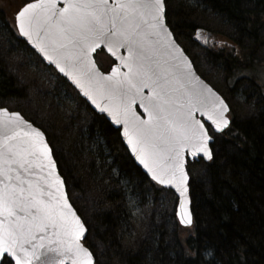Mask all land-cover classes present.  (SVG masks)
Here are the masks:
<instances>
[{"label":"snow or ice","instance_id":"obj_1","mask_svg":"<svg viewBox=\"0 0 264 264\" xmlns=\"http://www.w3.org/2000/svg\"><path fill=\"white\" fill-rule=\"evenodd\" d=\"M57 2L20 7L14 15L19 34L100 112L123 125L136 160L152 181L175 189L176 216L190 226L185 153L213 158L210 142L229 127L230 105L196 75L173 39L166 0ZM101 46L120 61L108 74L92 59ZM137 101L147 119L133 108ZM86 231L45 133L0 108V264H95L82 243Z\"/></svg>","mask_w":264,"mask_h":264},{"label":"trees","instance_id":"obj_2","mask_svg":"<svg viewBox=\"0 0 264 264\" xmlns=\"http://www.w3.org/2000/svg\"><path fill=\"white\" fill-rule=\"evenodd\" d=\"M12 1L16 0H0L2 108L25 98L24 89L8 71L5 48L9 53L15 50L35 55L17 33L14 15L7 8ZM30 1L17 0V10ZM166 4L167 23L195 68L193 48L199 49L212 69L224 77L229 96L239 94L255 108L250 116L237 117L231 111L232 124L216 137L212 161L203 163L201 178L191 175V228L178 224L174 208L171 242H167L170 235L162 225L142 243H132L125 231L133 223L126 206L129 193L151 188L148 190L155 194L162 189L134 164L119 130L77 95L90 117L80 135L81 142L88 148L94 166L98 164L99 180L118 188L107 197L108 209L96 211L87 220L75 198L74 191L80 183L75 180L68 159L55 149L54 140L45 129L26 119L45 133L54 150L69 199L88 229L84 244L93 252L95 264H264V0H166ZM206 15L219 19L231 28L232 34L212 29L206 23ZM100 55L97 62L104 67L106 63ZM108 68L107 64L102 69ZM61 81L70 87L64 79ZM222 96L231 105L228 96Z\"/></svg>","mask_w":264,"mask_h":264},{"label":"rangeland","instance_id":"obj_3","mask_svg":"<svg viewBox=\"0 0 264 264\" xmlns=\"http://www.w3.org/2000/svg\"><path fill=\"white\" fill-rule=\"evenodd\" d=\"M19 2L12 1L8 5L11 16L15 15ZM205 20L212 29L232 34L231 28L225 26L216 17L206 15ZM5 53L9 73L17 79L19 87L25 91L24 99L9 102L6 108L19 112L24 118L34 120L54 140L55 149L62 152L74 169L75 180L80 183L79 189L74 191L75 198L79 200L83 214L89 220L96 211L108 209L107 197L111 190L118 189L107 185L103 179L99 180L98 175H101V172L96 170L98 164L94 166L88 148L81 142L80 135L84 133L90 122L89 115L79 102L73 88L65 87L62 78L53 68L46 66L37 55L30 56L26 52L15 50L9 53L7 48ZM102 54L100 55L102 62L106 63L104 67L107 64L110 67L111 64ZM261 55L264 59V50ZM191 57L195 61L197 72L220 94L228 96L231 111L235 116L254 115L253 103L249 104L239 94L229 96L224 89V77L212 69L199 49L193 48ZM203 169L202 162L193 164L189 167L190 175L201 178ZM148 189L151 188H145V191L141 192L139 189H133V195L130 194L132 191H129L126 206L131 213L133 223L125 228L128 238L133 244L138 245L148 239L156 228L165 225L170 235L167 242H171L174 232L172 214L177 206V198L171 191L162 190L153 194Z\"/></svg>","mask_w":264,"mask_h":264},{"label":"water","instance_id":"obj_4","mask_svg":"<svg viewBox=\"0 0 264 264\" xmlns=\"http://www.w3.org/2000/svg\"><path fill=\"white\" fill-rule=\"evenodd\" d=\"M32 2H34V1H32ZM63 3H64V0H58V2H57V6L58 7H62L63 6ZM169 30L172 32V30L170 29V27H169ZM17 31H18V29H17ZM18 33H19V31H18ZM173 33V32H172ZM41 35H43V33H41ZM19 36H20V38L28 45V47L32 50V51H34L35 52V54L36 55H38L40 58H41V60L43 61V63L45 64V65H47V66H49V67H52L56 72H57V74L60 76V77H62L63 79H65L66 81H67V83L78 93V95L80 96V98L82 99V100H84L85 102H86V104L91 108V110L95 113V114H97V115H99V116H102V117H104L108 122H109V124L114 128V129H116V130H119V135H120V138H121V141H122V143H123V145H124V147H125V149L127 150V153L129 154V156L131 157V159H132V161L134 162V164L142 171V173L149 179V180H151V177H150V175L148 174V172H147V170L143 167V165H141L140 163H139V161L138 160H136V158H135V156L133 155V153H132V151H131V149L129 148V146H128V144H127V142H126V140H125V138H124V136H123V125L121 124V125H117V124H115V123H113L112 122V120H111V117H109L106 113H102V112H100L96 107H95V105H93L92 103H91V101H89V100H87V98L86 97H84L81 93H80V90L79 89H77L76 87H75V85L72 83V81L71 80H69V78L67 77V76H65L63 73H60L56 68H55V65L54 64H52V63H50L48 60H45L44 59V57H43V55L35 48V47H33V45L31 44V43H29L28 42V40H27V38L26 37H23V36H21L20 34H19ZM173 39L175 40V42L180 46V48L183 50V52H184V54L188 57V59H189V61L191 62V64H192V66H193V70L195 71V73H196V75L197 76H199L200 78H201V80H203L206 84H208L199 74H198V72L196 71V69H195V66H194V64H193V62L191 61V59L189 58V56L186 54V52L184 51V49L182 48V46L177 42V40H176V38H175V36H174V34H173ZM99 51H103V52H105L113 61H114V65L112 66V67H114V66H118V65H120V61H118V60H116V58L114 57V56H112V54L106 49V48H104L103 46H101L100 48H97L96 50H95V52H93L92 53V59L94 60V62H95V64H96V67L99 69V71L100 72H102V70L99 68V66L97 65V62H96V60H95V55L97 54V52H99ZM119 54L121 55V56H125V55H127V51H126V49H120L119 50ZM112 69V68H111ZM111 69L107 72V73H104V72H102V73H104V74H108L109 72H111ZM121 72H126L127 71V69L126 68H123V67H121ZM214 91H216L210 84H208ZM217 92V91H216ZM218 93V92H217ZM145 96H147L148 95V89H144V93H143ZM219 94V93H218ZM220 95V94H219ZM221 96V95H220ZM222 97V96H221ZM223 98V97H222ZM106 101H101V103L103 104V103H105ZM0 108H2V107H0ZM133 108L136 110V112H137V114L138 115H140L141 116V119H147V115L146 114H144L143 113V109L140 107V104H139V101H137V103L135 104V105H133ZM8 110V109H7ZM9 112H15V111H10V110H8ZM19 113V112H18ZM21 115V114H20ZM196 119H200V120H203V117H201L200 116V114L197 112L196 114ZM22 116V115H21ZM23 117V116H22ZM24 118V117H23ZM25 119V118H24ZM26 120V119H25ZM231 120V119H230ZM28 121V120H27ZM31 123V122H30ZM231 123H232V121H231ZM231 123H230V125H229V127L231 126ZM34 126V125H33ZM36 127V126H35ZM229 127L227 128V129H225L222 133H224L225 131H227L228 129H229ZM222 133H214V136H218V135H220V134H222ZM45 137H46V135H45ZM46 139H47V137H46ZM214 143H215V137H214V139H213V141L212 142H210V149H211V151H212V156H213V145H214ZM213 159V158H212ZM212 159L211 160H208V159H206V158H204L203 157V155L202 154H197L196 156H191V155H188L187 154V152L185 153V168H186V171L188 172V169H187V167H188V164L189 163H199V162H204V163H209V162H211L212 161ZM57 172H58V174L60 175V173H59V170H58V166H57ZM189 174V173H188ZM61 176V175H60ZM61 178H62V180L64 181V179H63V177L61 176ZM152 181V180H151ZM153 183H155L156 185H158V186H160L161 188H163L164 190H169V191H171L174 195H175V197L177 198V205H178V203H179V196H178V194L175 192V189L174 188H172V187H170V186H162V185H159V184H157L155 181H152ZM190 182H191V178H190V175H189V180H188V207H189V210H190V212H191V214H192V201H191V196H190ZM64 184H65V181H64ZM65 191H66V193H67V196H68V192H67V187H66V184H65ZM68 199H69V196H68ZM69 202H70V199H69ZM71 203V202H70ZM72 204V203H71ZM73 206V205H72ZM73 208H74V206H73ZM75 209V208H74ZM76 210V209H75ZM176 210H177V206H176ZM76 212H77V210H76ZM77 214H78V212H77ZM79 215V214H78ZM80 216V215H79ZM81 218V217H80ZM176 218H177V216H176ZM81 220H82V218H81ZM83 221V220H82ZM177 221H178V223H179V225L181 226V227H183V228H191L192 227V225H193V214H192V224L190 225V226H187V227H185V226H183V225H181L180 224V222H179V219L177 218ZM84 222V221H83ZM87 228V227H86ZM87 234H88V229H87V231H86V233H85V238H84V240H82V243H84L85 242V240H86V237H87ZM85 245V244H84ZM85 247H87L86 245H85ZM90 250V249H89ZM91 251V250H90ZM94 261H95V257H94ZM13 264H14V262H13ZM67 264H70V261L69 262H67Z\"/></svg>","mask_w":264,"mask_h":264},{"label":"flooded vegetation","instance_id":"obj_5","mask_svg":"<svg viewBox=\"0 0 264 264\" xmlns=\"http://www.w3.org/2000/svg\"><path fill=\"white\" fill-rule=\"evenodd\" d=\"M114 65V62L113 61H111V65L110 66H113Z\"/></svg>","mask_w":264,"mask_h":264}]
</instances>
